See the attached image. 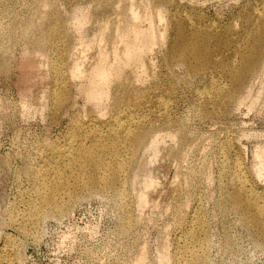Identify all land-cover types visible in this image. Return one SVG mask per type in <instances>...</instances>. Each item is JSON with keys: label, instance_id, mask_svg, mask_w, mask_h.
Segmentation results:
<instances>
[{"label": "bare ground", "instance_id": "1", "mask_svg": "<svg viewBox=\"0 0 264 264\" xmlns=\"http://www.w3.org/2000/svg\"><path fill=\"white\" fill-rule=\"evenodd\" d=\"M2 2L1 62L12 40L11 22L6 20L13 12L12 4ZM73 3V34L51 30L43 43L54 44L52 53L27 49L23 53L26 58L39 57L40 68L34 80H23V111H29L37 102L36 110L44 115L47 108L53 120L61 112L66 114L70 128L63 143L50 148L40 140L34 144L39 160L32 162L26 173L30 176L31 202L26 204L21 219L13 213L8 216L23 234L36 235L42 212L63 214L79 192L110 195L118 204L122 230L130 232L138 227L147 191L158 183L152 163L158 158L159 148L165 145L172 161H178V153L181 161L186 159V152L179 151L176 142L175 128L181 118H177L173 108L174 86L157 74L160 56L161 60L182 65L192 75L208 70V79L200 90L205 109L198 111L199 117L228 114L232 99L238 106L247 103L249 108H255L257 101L264 98V7L244 13L237 19L239 22L231 23L226 34H217L215 26L202 27V19L195 14L180 8L167 10L164 0H113L110 7L101 11L112 18L95 17L87 29L90 6H82L81 0ZM32 20L28 17L29 23ZM159 47L162 52L158 57ZM44 66L46 70L41 69ZM35 82L43 84V88L28 107L26 101ZM77 99L83 107L81 115L75 116L71 108ZM227 139L229 142H222L213 151L222 159L218 208L226 212L235 205L240 218L264 241V186L259 181L264 174L262 148L257 147L251 167L237 158L231 163L224 153L225 146L235 155L240 147L230 137ZM177 164L178 167L180 162ZM176 170L177 189L189 194L196 179L181 178ZM15 176L17 179L19 174ZM205 179L211 184L210 175ZM180 210L175 205V217ZM192 218L188 229L177 218L176 250L170 258L165 243L158 255L160 264H209L207 243L199 238L203 221L198 216ZM224 238L229 241L227 233ZM8 243L12 245L5 238V244L0 246V264H18L20 256L9 253ZM145 258L144 244L134 251L130 264H146Z\"/></svg>", "mask_w": 264, "mask_h": 264}, {"label": "rangeland", "instance_id": "2", "mask_svg": "<svg viewBox=\"0 0 264 264\" xmlns=\"http://www.w3.org/2000/svg\"><path fill=\"white\" fill-rule=\"evenodd\" d=\"M2 1L12 4L13 12L6 20V23L11 22L12 40L8 43L6 58L0 61V246L9 238L12 241V245L8 243L9 253L20 256L18 264H130L134 251L145 244L146 264H160L158 255L165 243L170 258L176 250L177 218L183 221V228L188 229L194 215L204 224L199 238L207 243L205 253L209 264H264V241L240 218L239 209L235 205L229 206L226 212L218 208L222 159L213 153L222 142H229L227 137H230L240 147L235 155L225 146L224 153L231 163L237 158L251 167L258 146L264 154V105L261 107L264 98L257 101L255 108H249L247 103L238 106L232 99L228 114L199 117L198 111L204 108L200 90L208 79V70H201L198 76L192 75L182 65L161 60L160 47L157 74L174 86L176 102L173 108L177 118H181L180 125L175 128L176 142L179 151L186 152V159L181 161L177 154L178 168V161L167 156L165 145L159 148L158 158L152 163L158 183L147 191V203L141 211L138 227L130 232L123 231L118 204L102 192L77 193L67 211L60 215L43 211L36 235L21 233L18 226L9 221L12 213L16 219H21L26 204L31 202L28 195L30 176L26 173L28 166L39 160L34 150L35 142L40 140L50 148L63 143L70 131L66 114L61 112L53 120L47 108L41 115L35 108L37 102L35 107L32 105L36 101L33 96L43 88L41 83H33L31 97L26 101L28 107L32 106L29 111H23V80H34L40 69L39 57L30 55L27 58L32 60L27 61L23 53L25 49L44 50L45 55L52 53L54 44L43 43L51 30L57 34H73L74 21L70 12L75 4L74 0H0V11ZM164 1L167 10L180 8L195 14L202 19V27L215 26L217 34H226L231 23L239 22L237 19L244 13L264 7V0ZM81 2L84 7L90 6L85 28L91 27L95 17L112 18L101 11L110 7L113 0ZM2 15L0 13V21ZM28 17H32V23L28 22ZM41 69L46 70V66ZM76 101L71 108L75 116L81 115L83 107L79 99ZM166 144L168 146V142ZM42 159L41 155L40 161ZM176 169L179 177L196 179L189 194L177 189ZM16 173L19 174L17 179ZM207 175L212 178L211 184L206 182ZM259 181L264 186V174ZM175 205L181 209L176 217ZM225 233L229 241L224 238Z\"/></svg>", "mask_w": 264, "mask_h": 264}]
</instances>
